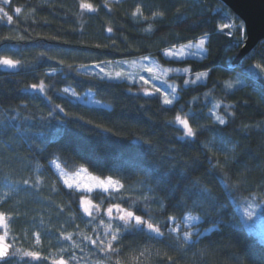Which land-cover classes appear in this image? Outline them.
<instances>
[{"label": "trees", "instance_id": "1", "mask_svg": "<svg viewBox=\"0 0 264 264\" xmlns=\"http://www.w3.org/2000/svg\"><path fill=\"white\" fill-rule=\"evenodd\" d=\"M81 2L13 0L15 6L22 7V17L14 25L0 24V59L21 62L15 69L0 66V211L6 215L9 240L14 237L17 247L58 257L61 248L68 247V242L60 239L61 233L73 235L78 244L83 237L94 236L96 225L89 223L90 218L84 214L82 198L89 197L102 206L101 213H104L109 203L106 198L120 202L116 197L142 199L139 193L147 194L145 186L139 182L143 174L134 161L137 152L146 147L140 140L155 145L154 152L148 154L155 162L169 154L170 148H175L176 154L185 159L189 156L203 159L200 144L178 140V126L169 123L177 115L187 114L193 128L199 127L200 141L210 142L213 138L231 141L236 158L232 164L234 177H239L244 169L247 172L240 179L243 186L236 193V199L223 194L227 199L221 230L217 231L211 224L199 226L202 232L208 229L206 238L202 237V243L187 252L179 264H234L230 257L236 253L247 257L246 264H264V242L237 224L239 208L252 200L249 192L264 198V192L260 191L264 187V134L261 133L264 129V77L259 74L255 78L246 76L241 69V65L245 69L257 63L264 66V40L234 65L233 60L241 48L231 46L233 38L226 35L229 30L219 31L221 23L230 22V17L219 8L223 4L220 0H84L97 8L94 13L82 10ZM139 5H143L149 22L150 11L164 10L163 21L153 25L157 29L154 33H146L147 24L134 21L132 12ZM181 13L183 21H178ZM109 27L113 28L111 34L107 32ZM204 32L212 33L207 58L173 61L162 55L163 49L187 43ZM113 40L115 48L111 47ZM41 53H47L52 59L42 57ZM143 56H152L173 70L185 67L192 72L214 70L196 85L182 83L190 74H173L169 79L178 86V98L173 105L166 106L158 94L143 95L139 89L145 85L109 79L101 81L85 76L78 69L81 64ZM69 64L80 74L70 71L66 67ZM51 68L59 71L53 76L45 75ZM41 80L56 89L72 87L78 95L92 92L95 99L109 107L90 105L60 91L49 92L52 105L60 104L68 113L67 117L59 114L68 121L67 134L53 136L44 123L52 105L46 95L30 87ZM225 80L232 82L233 88L223 89L221 82ZM238 80L241 82L236 83ZM129 86L132 91L128 90ZM217 102L233 106L231 111L235 118L226 126L216 125L214 118L207 115L212 104ZM33 116L35 119H25ZM212 128L222 131H209ZM36 145L46 151L38 152ZM53 160H59L69 170L83 165L101 177L111 176L125 185L124 191L88 194L66 187L53 170ZM205 167L206 163L200 172ZM25 179L35 186L23 185ZM216 191L221 192L219 188ZM152 208L155 209L153 215L162 219L156 205ZM168 214L179 215V210L169 206ZM104 219L107 220L106 215ZM3 231L0 226V234ZM36 233L40 234L39 244L35 241ZM145 239L143 235L127 236L125 244L135 243L148 254L138 261L137 253L130 250L120 258L121 264H157L158 255H180L160 244H152L149 251L142 243ZM82 247L83 252L76 250V255L83 257L79 264H97L102 259L90 246ZM115 259L112 257L111 261ZM111 261L104 260L103 264H111ZM37 264H51V261Z\"/></svg>", "mask_w": 264, "mask_h": 264}, {"label": "snow or ice", "instance_id": "2", "mask_svg": "<svg viewBox=\"0 0 264 264\" xmlns=\"http://www.w3.org/2000/svg\"><path fill=\"white\" fill-rule=\"evenodd\" d=\"M104 6L107 7L106 4ZM79 7L88 12L94 13L97 11V8L93 4L84 2V0H82ZM219 7L223 9L224 5L220 4ZM34 11L35 9H33ZM164 14V10L162 9L150 11L151 21L149 22V17L144 15L143 5H139L132 12V17L138 23L147 24L145 28L146 33H154L157 29L153 25L162 22ZM22 15V7L15 6L13 0H0V24H17ZM183 16V13L178 14L177 20L183 21ZM225 29H235V32L228 31L226 33V35L233 38L231 46L233 48H243L247 40L243 22L239 25L221 23L219 31L224 32ZM107 32L113 33V28H107ZM235 33H239V35ZM211 37V32H204L199 38L193 37L187 43H180L178 46L177 44H173L171 47L163 49L162 55L173 61L183 60L186 56L207 58L210 55ZM21 39H24V37H21ZM96 47H99V45ZM111 47L115 48V40H113ZM40 55L42 57L47 56V53H41ZM47 59L51 60L52 57L47 56ZM141 59L142 62H147L144 64V68L150 74V79H146L143 75L135 77L124 71H117L113 75L107 72L103 66L105 63H111V61H101L94 65L81 64L79 68L84 70L85 76L101 81L105 79L128 80L132 84L143 82V85H148L151 82V90L147 87H140L139 90L143 92V95L152 96L159 94L163 99L164 105H173V100L176 98V87L168 85V88L171 89L170 95L168 91L162 90L155 83V81H160L162 84H168L167 80H162V76L167 75L169 70L165 69L161 73L156 74L154 68L150 66V57L143 56ZM59 63L63 66L62 61ZM0 66L15 69L21 66V62L19 60L3 58L0 59ZM66 67L70 71L76 70L77 75L80 74L79 70L74 69L73 65L69 64ZM92 69H98V71H93ZM241 69L246 76L253 78L259 73H264V66L260 63L249 65L246 69L241 65ZM253 69L259 70V73L252 71ZM213 70V68H209L208 71L192 72L187 67L176 69L177 72L182 71L184 74H190L189 78L182 81L184 85H196L203 78L208 77L209 73ZM58 71L59 69L57 68H51L45 75L53 76ZM236 83H240V81ZM233 86V83L230 81L225 80L221 82L223 89H231ZM30 87L33 91L46 95L50 105H52V97L47 95L49 92L60 91L65 95L77 97L74 88L63 87L62 89H56L52 84L46 85L43 80L39 84L33 83ZM215 87L216 85L214 84L213 88ZM128 90L132 91L131 86H129ZM232 107V105L217 102L212 104L207 115L214 118L216 125L226 126L235 118V113L231 111ZM60 113H63L65 117L68 116V113L65 112V109L60 104H54L50 107L47 119L44 121L50 127L53 136L67 134L65 125L68 121L61 118ZM12 118L15 119V117ZM29 118L35 119L34 116L25 117V119ZM86 123H90V121H86ZM169 123H174L178 126V140H187L191 144H200L203 159H201V156H189L185 159L182 155L176 154L175 148H170L168 149L169 154L161 156L159 162H155L148 155L154 152L155 145L150 141L140 140L139 142L142 145H146V147L137 152L134 161L137 170L143 174V179L139 182L145 186L147 194L141 191L139 195L142 199H136L135 197L125 198L123 196L116 197L120 202H111L112 198H106L109 200V203L104 213H101L100 205H92L90 200L82 198L80 203L83 205L84 214L90 218L89 223L96 225L93 229L95 235L83 237L78 244L75 242L73 235L61 233L60 239L68 242V247H62L60 250L61 254L58 257L51 254L43 255L40 251L17 247L15 238L13 237L11 240L8 238L6 215L3 211H0V226L4 229L3 234H0V264H37V262L49 260L51 264H79V261L83 257H78L76 250L79 249L80 252H83L84 248L82 245L90 246L94 253L100 254L102 259L98 260L97 264H103L104 260L111 261L112 257H116V259L111 261V264H121L120 258L130 250L137 253L136 258L139 261L148 253L141 250L139 245L135 243L125 244L124 241L129 235L145 236L146 239L142 243L148 246L149 251H151L152 244H160L164 245L169 252L180 253L179 256L175 257L167 253L163 256L158 255L156 257L157 264H179V261L186 258L185 254L187 252L202 243V237L206 238L208 229L205 228L202 232L199 230V226L211 224L214 229L220 231L224 224L227 199L223 194L227 193L228 196L236 199V193L243 186L240 183V179L246 174L247 169L241 171L239 177H234L232 164L236 158L231 141L227 139L216 140L215 138L210 142L200 141L199 127L197 129L193 128L192 123L187 118V114L184 117L177 115L174 121ZM103 130L108 131V129ZM180 130H182V134H179ZM209 131L222 130L212 128ZM261 133L264 134V129H261ZM36 150L38 152L46 151V149L41 150L39 145H36ZM205 163L207 167L204 168L203 172H200V168ZM22 183L28 187L35 186L34 184H30L27 179L23 180ZM36 183H39V181H36ZM65 183L68 184L67 181ZM170 184L172 187L169 189L168 186ZM98 186L105 193H110L119 192L125 185L119 180H113L109 176L106 181H100ZM68 187L72 188V185L68 184ZM217 188L221 190L219 194L216 191ZM260 191L264 192V187ZM248 197L254 203L245 204L244 214L246 222L253 219L256 214V207L264 211V198L253 192H249ZM152 205H156L162 219L158 220L153 215L155 209L152 208ZM169 206L173 209H178L179 215L168 214ZM105 215L107 220L104 219ZM35 241L36 244L40 243L39 233L35 234ZM209 244L212 245L213 242L209 241ZM194 255L198 256L199 253H195ZM230 259L233 260L234 264H246L247 261V257L241 253L234 254Z\"/></svg>", "mask_w": 264, "mask_h": 264}, {"label": "rangeland", "instance_id": "3", "mask_svg": "<svg viewBox=\"0 0 264 264\" xmlns=\"http://www.w3.org/2000/svg\"><path fill=\"white\" fill-rule=\"evenodd\" d=\"M112 2H117L120 0H109ZM220 8V7H219ZM224 12L225 15H228L230 17V22L228 23H234L236 25H239L242 21L239 19L235 14L231 12V10L224 4V8L221 9ZM244 25V24H243ZM229 31H235V29H229ZM163 52V51H162ZM151 60V67L154 68V72L156 74L161 73L163 70L168 69L169 71L167 72V75L162 76V80H167L168 84H162L160 81H155V83L161 87L162 90L168 91L169 94L171 95V89L168 88V85H173L176 87V98L173 100V103L175 100L178 98V86L176 82L173 80H170L169 78L173 75H183L184 73L177 72L176 69L173 70V68L170 67H165L161 65L156 58L149 56ZM142 57L136 58V59H130V60H120V61H111V63H105L103 66L105 67V70L107 72L112 73L115 75V72L117 71H124L125 73L131 74L135 77H139L143 75L146 79H150V74L145 71L144 64L147 62H142ZM167 58V57H165ZM186 58H197V59H203L201 56H186ZM169 59V58H167ZM183 59V60H184ZM135 62V63H134ZM98 64V63H97ZM94 65V64H93ZM81 72H84L83 69L78 68ZM93 71H98V69H92ZM257 73H259V70L254 69ZM259 75L264 77V73H259ZM189 78V77H188ZM194 78V77H192ZM204 79V78H203ZM202 79V80H203ZM111 80H116V79H111ZM201 80V81H202ZM118 81H126L131 83L128 80H118ZM241 82V80H238ZM139 85H143V82H140ZM147 88L151 90V82L148 85H145ZM159 95V94H158ZM160 96V95H159ZM161 97V96H160ZM82 102H85L90 105H94L97 107H109L108 104L103 103L102 101H99L94 98L92 92H86L83 95H78L77 97H74ZM162 99V97H161ZM163 102V99H162ZM51 165L53 167V170L57 174L59 180L63 183L64 186L68 187V184L72 185V188L83 192V193H93L94 191H103L102 188H100L99 182L100 181H106L108 177H101L97 174H94L90 172L85 166L79 165L76 167H73V169H67L65 168L59 160H53L51 161ZM113 180H116L112 178ZM65 181L68 182V184L65 183ZM90 189V191H89ZM124 190L121 189L119 192H110L107 194H113V193H121ZM105 193V192H104ZM84 198L88 199L91 201L92 205H98L97 203L93 202L89 197L85 196ZM247 203H254L253 200L247 202ZM82 209L83 205L81 204ZM101 212L103 211L102 206H100ZM245 210V205H242V207L239 208L238 213H239V221L237 224L240 227L245 228L252 234H254L260 241L264 242V211H262L259 207H256V214L253 217L251 221L246 222V217L244 214Z\"/></svg>", "mask_w": 264, "mask_h": 264}, {"label": "water", "instance_id": "4", "mask_svg": "<svg viewBox=\"0 0 264 264\" xmlns=\"http://www.w3.org/2000/svg\"><path fill=\"white\" fill-rule=\"evenodd\" d=\"M225 4L244 24L247 40L243 48L233 60L238 65L264 40V0H220ZM153 96V95H152Z\"/></svg>", "mask_w": 264, "mask_h": 264}, {"label": "bare ground", "instance_id": "5", "mask_svg": "<svg viewBox=\"0 0 264 264\" xmlns=\"http://www.w3.org/2000/svg\"><path fill=\"white\" fill-rule=\"evenodd\" d=\"M227 30H229V29H227Z\"/></svg>", "mask_w": 264, "mask_h": 264}]
</instances>
